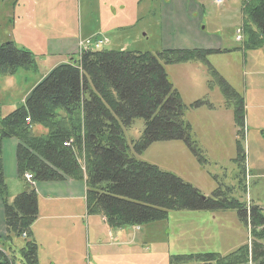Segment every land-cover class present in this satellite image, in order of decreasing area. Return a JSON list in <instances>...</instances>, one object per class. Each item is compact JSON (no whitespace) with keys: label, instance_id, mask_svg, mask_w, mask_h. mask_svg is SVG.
Listing matches in <instances>:
<instances>
[{"label":"rangeland","instance_id":"rangeland-1","mask_svg":"<svg viewBox=\"0 0 264 264\" xmlns=\"http://www.w3.org/2000/svg\"><path fill=\"white\" fill-rule=\"evenodd\" d=\"M10 1L0 4V41L5 42L6 39L15 48L31 53L36 63L33 68H18L14 75L0 76V109L10 110V113L23 106L41 77L49 74L51 62L61 60L54 55L48 56L42 38L50 36L52 39V34L66 37L74 24L78 26L76 34L81 41L93 39L95 35L107 38L102 48L106 51H118L126 44L128 51L156 55L163 50H192L188 46L198 39L212 50H217L195 54L191 59L178 62H162L167 82L185 107L181 118L189 125V141H155L134 157L191 185L203 199L215 202L235 200L248 210L257 208L264 215V104L256 107L248 104L259 94L263 95L259 98L264 99V47L248 52L237 34L238 30L243 33V28L239 27L241 9L249 0H190L196 2L199 8L198 13L190 15V21L198 19V32L192 24L187 25L183 16L175 10V22L167 19V25L162 28V19L165 20L162 12L168 0H68L66 8H60L62 3L55 5L56 0H51L53 7L50 10L43 5L45 0H27L21 5L19 16L22 23L34 15L40 17L37 30L28 24L14 27L12 12L18 6V0H13L16 1L13 8L9 6ZM42 19L44 22L47 20L49 25ZM187 20L189 22L188 17ZM115 28L124 31L117 34L113 32ZM43 29L48 30V34L40 36L42 31H37ZM73 56L69 61L75 65L77 60ZM63 59L68 60L66 57ZM214 71L228 87L226 92L212 75ZM239 98L244 103L241 136L235 120ZM64 115L58 113L59 119L65 121ZM80 117L83 118V115ZM144 128L143 120L135 119L130 127L123 130L126 140L129 143L139 140ZM47 137L45 129L33 126L30 134L3 140L2 168L6 141L10 140L17 146L20 141L30 142ZM237 142L245 155L242 164L245 174H240L236 162ZM5 145L8 146V142ZM64 146L69 145L66 143ZM16 176L20 179L17 185L10 183L8 188L6 184L8 203L25 192L33 190L36 194L37 185L42 184L35 182L29 171L18 174L17 165ZM68 180L80 184L86 198L85 177ZM48 206L52 212H59L62 216L65 211L71 213L74 208H79L76 202L70 200L42 201L41 208L49 212ZM3 208L0 198V241L5 240L7 235ZM49 222L43 227H48ZM78 224L84 238L79 231H75L72 240L76 244L72 242L75 247L80 242L83 251L71 258L72 264H169L174 256L197 257L178 261L177 264H199L195 260L203 259L204 255L224 257L250 240L249 226L239 218L237 210L221 209L218 205L199 210H171L163 220L120 228L110 227L99 214L84 216ZM44 238L48 236L42 229L38 230L40 243ZM25 242L15 241L16 247L21 249ZM13 251L8 252L15 264H26L23 254L17 249ZM46 253L39 247L41 264H64L63 259H48Z\"/></svg>","mask_w":264,"mask_h":264},{"label":"trees","instance_id":"trees-1","mask_svg":"<svg viewBox=\"0 0 264 264\" xmlns=\"http://www.w3.org/2000/svg\"><path fill=\"white\" fill-rule=\"evenodd\" d=\"M4 1L0 0V4ZM15 5L16 1L11 0L9 6ZM242 27L246 50L264 47V0L244 4ZM203 52L212 50H163L156 55L103 49L83 53L76 57L75 65L72 62L52 69L32 89L23 106L0 120V198L7 234L6 242L0 241V264H15L8 252L13 249L23 254L26 264H39L31 231L38 216L36 194L33 190L25 192L8 203L1 161L3 140L30 134L33 126H41L49 137L19 142L15 149L18 174L29 171L37 183L78 180L84 176L87 216L99 214L110 227L120 228L163 220L171 210H199L216 205L235 209L249 226V244L224 257L208 254L195 261L264 264V215L257 208L248 210L235 200L203 199L191 185L134 157L155 141H189V125L181 118L185 107L167 82L162 62L187 60ZM34 66L31 53L15 48L11 42L0 41V76H11L18 68ZM212 75L226 92L228 87L223 79L215 71ZM58 113L65 114V121L59 119ZM235 114L241 136V98L236 102ZM135 119H142L145 128L139 140L129 143L123 130ZM237 147L236 162L240 174H245V155L239 142ZM15 241L26 242L20 249ZM193 258L197 257L174 256L169 264Z\"/></svg>","mask_w":264,"mask_h":264},{"label":"crops","instance_id":"crops-1","mask_svg":"<svg viewBox=\"0 0 264 264\" xmlns=\"http://www.w3.org/2000/svg\"><path fill=\"white\" fill-rule=\"evenodd\" d=\"M26 1L27 0H18V6L16 8L14 7L13 9L12 20L14 21V27L22 26L23 24H28L30 27H34V29L37 30V28L40 27V17H38L37 15H34L32 18L30 17L28 21L26 20L23 21L24 23L21 22V17L19 16L20 7ZM33 1L36 2L39 0H33ZM175 1H177L178 4H176ZM59 3H62L60 8H66V6H69L68 0H56L55 5H59ZM43 5L47 6L49 10L51 7H53V3L51 0H45ZM174 10L178 14H181L183 16L185 23L187 22V25L192 24L194 26V30L198 32V28H197L198 19H195L194 21H190L191 20L190 15L192 13H198L199 8L196 2H191L190 4H188V0H168V4L164 5V10L162 12L163 13L162 18H165V20L162 19V28L165 25H167L166 23L168 20L175 22L173 18ZM187 17L189 18V22L187 20ZM42 20H43V23H46L47 25H49V23H47V20L46 22H44V19ZM239 27H242V18H241ZM71 29H73V31H71ZM77 29H78L77 24H74L70 28V30L67 32L66 37H62L59 34H52L53 36L52 39H50V36L48 38H42L44 42V48L46 47V49L49 52L48 56L54 55L55 58H61L59 62H54V61L51 62V64L48 67L49 72L52 70V68H54L57 65L69 64L70 57L73 56L72 54H74L76 51V40L78 38L76 34ZM39 31H42L40 36L43 33L48 34V30H45V29L38 30L37 33H39ZM123 31L124 30H120L118 28H115L113 30V32L114 33L117 32V34H122ZM242 34H243V46H244V39H245L244 30ZM188 48L192 50H212L213 49V48H209L208 46H206L204 41H201L199 39L197 40V42H193L192 44H190ZM119 50L128 51L127 45L126 44L122 45L121 47H119ZM212 51L217 52V50H212ZM255 51L257 50H249L248 52H255ZM32 57L35 60V56L32 55ZM65 57L68 59L67 61H63L64 60L63 58ZM51 60H49V62ZM44 77L45 76L41 77V80ZM262 96L263 95L259 94V97H262ZM259 97L256 99H252L248 102V104H250V107L252 106L256 107L259 104H264V99H260ZM1 112L2 113H0V118H4L8 113H10V110L8 111V110L3 109L1 110ZM6 142H8V146L5 145ZM6 142L4 143V146H3V170H4L5 184H7L8 188H10V183L17 185L20 179L16 176V165H15L16 145L12 143L10 140ZM17 190H19V188L16 189L15 191ZM36 197H37L38 216H37L36 222L32 226V235H33L35 244H37L38 246V256H37L38 262H39V247H41L44 250V253L47 252L46 255H48L49 257L48 259L56 258L59 261H62L61 259H63L62 263L72 264L73 260L71 258H75L76 256L79 255V253L83 251V247L80 242H79L78 247L77 245L76 247L74 246L75 242L72 240L73 238L72 234H74L75 231H79V235L82 238H84L83 231L80 228L78 221L83 219L84 216L88 217L86 214L85 190L83 191L81 189L80 184L75 183L72 180L66 179L62 182H57V183L46 182V183L38 184L36 187ZM49 199L56 200V201H64V202H67L68 200H70V202H76V204L79 205V208H74L71 211V213H68L65 211L64 216L60 215L59 212H52L51 211L52 208L49 206H48V210H49L48 212L47 210H44L43 208H41V203L42 201H48ZM41 215H44V216H41ZM48 221H50L49 222L50 225L48 227H43L44 224L48 223ZM41 229L43 230L45 235L48 236V238H44L43 243H40V239H37L38 230L41 231ZM39 264H41V262H39Z\"/></svg>","mask_w":264,"mask_h":264},{"label":"built area","instance_id":"built-area-1","mask_svg":"<svg viewBox=\"0 0 264 264\" xmlns=\"http://www.w3.org/2000/svg\"><path fill=\"white\" fill-rule=\"evenodd\" d=\"M221 2L222 0H218ZM237 34H239L238 40L242 39V33L241 30H238ZM107 43V39L103 38L101 36H95L93 39H88L85 41H79L78 42V52L81 54L83 52L92 51V50H99L102 46H104ZM26 123L29 122V120H25ZM66 143H64L65 145ZM67 145H69L67 143ZM30 181V180H28Z\"/></svg>","mask_w":264,"mask_h":264}]
</instances>
